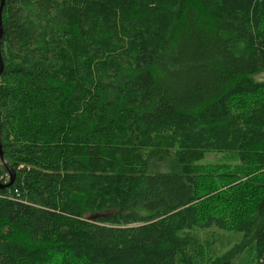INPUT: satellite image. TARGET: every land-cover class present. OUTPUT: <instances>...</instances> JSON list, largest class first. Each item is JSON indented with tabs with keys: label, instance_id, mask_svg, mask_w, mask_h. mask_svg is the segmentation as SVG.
Returning <instances> with one entry per match:
<instances>
[{
	"label": "trees",
	"instance_id": "16d2710c",
	"mask_svg": "<svg viewBox=\"0 0 264 264\" xmlns=\"http://www.w3.org/2000/svg\"><path fill=\"white\" fill-rule=\"evenodd\" d=\"M1 22L0 264L264 260V0H4Z\"/></svg>",
	"mask_w": 264,
	"mask_h": 264
},
{
	"label": "rangeland",
	"instance_id": "374dc122",
	"mask_svg": "<svg viewBox=\"0 0 264 264\" xmlns=\"http://www.w3.org/2000/svg\"><path fill=\"white\" fill-rule=\"evenodd\" d=\"M255 79L257 80H264V73H261L259 75H256L255 76ZM223 160H226L222 155H218V154H208L204 161L203 162H216V161H223ZM9 175V174H8ZM15 202H18V203H22L23 200H22V197H18L17 199L14 200ZM209 233H218L217 236L220 238V239H225L226 237H230L228 233L224 232V233H221L220 231H217V230H214L212 229ZM200 236H201V232L198 233ZM203 234V233H202ZM216 235V234H215ZM215 236V237H217ZM230 243L234 240L233 238V235L232 237L230 238Z\"/></svg>",
	"mask_w": 264,
	"mask_h": 264
},
{
	"label": "water",
	"instance_id": "95a60500",
	"mask_svg": "<svg viewBox=\"0 0 264 264\" xmlns=\"http://www.w3.org/2000/svg\"><path fill=\"white\" fill-rule=\"evenodd\" d=\"M3 5H4V0H0V36L2 33L1 13H2ZM2 68H3V62H2V59L0 57V74L2 72ZM0 161L9 174V181L7 183L0 184V188H6V187L11 186V184L13 183L14 178H15V174H14L12 168L8 165L6 159H5V157L1 151V144H0ZM260 264H264V260Z\"/></svg>",
	"mask_w": 264,
	"mask_h": 264
},
{
	"label": "built area",
	"instance_id": "2783aa9c",
	"mask_svg": "<svg viewBox=\"0 0 264 264\" xmlns=\"http://www.w3.org/2000/svg\"><path fill=\"white\" fill-rule=\"evenodd\" d=\"M0 179H1V177H0ZM6 180L4 181V182H2V183H6L8 180H9V176H8V178H5ZM15 191H16V189H15ZM17 192V191H16ZM17 196V195H16Z\"/></svg>",
	"mask_w": 264,
	"mask_h": 264
}]
</instances>
